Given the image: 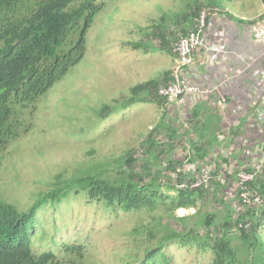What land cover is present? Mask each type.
I'll return each instance as SVG.
<instances>
[{
    "label": "rangeland",
    "instance_id": "rangeland-1",
    "mask_svg": "<svg viewBox=\"0 0 264 264\" xmlns=\"http://www.w3.org/2000/svg\"><path fill=\"white\" fill-rule=\"evenodd\" d=\"M100 2L105 7L87 30L81 61L36 102L25 107L13 106L19 137L0 157V200L26 211L42 194L57 189L67 191L58 201H48L36 215L30 234L31 248L37 254L58 253L64 245H76L81 246V259L72 254H59V259L70 258L77 264H213V253L201 247L204 243L201 223L206 214L217 215L219 230L228 209L233 213L232 222L236 220L238 212L231 207L236 199L232 197L230 182L218 181L221 184L218 189L212 180L209 190L197 201V208L183 209L184 216L180 215L181 209L174 211L173 216L168 212L164 205L168 206L170 200H161L153 212L145 209L113 212L101 202L89 200L85 192L68 189L67 184L79 176L107 179L118 176L129 152L136 160L132 167L141 172L148 158L146 142L150 136L156 142L151 154L160 159L161 152L164 153L156 163L157 168L169 160L180 163V168L184 151L192 150V143L200 140L204 144L210 136L216 134L218 138L225 132L216 110L218 106L225 107L220 101L217 104L211 101L215 105L209 110L202 107L197 119L191 118L194 108L161 107L155 101L129 103L134 86L150 80L162 86L166 73H172L176 66V40L168 27L171 21L178 27L184 26L177 19L189 11L194 0ZM220 5L236 18L246 20L257 18L263 4L260 0H220ZM155 24H162L163 29L153 28ZM80 25L68 32L64 50L75 43ZM174 31L179 34V30ZM136 44L138 49L134 48ZM105 105L114 111L102 120L99 113ZM219 121L222 131L218 132L215 127ZM204 125L205 134L197 136L195 129ZM171 131L173 149L168 150ZM239 136L240 133L234 137V143L239 144L244 134ZM232 152L228 151L226 158L232 157ZM209 160L220 165L213 154ZM231 168L234 169L233 165ZM122 169L130 170L126 166ZM221 173L215 171L213 177ZM166 183L160 186L162 195L174 196L177 191L174 183ZM248 218L245 221L255 232L247 242L240 238L238 229L233 228L227 237L238 262L264 264V200ZM190 228L194 236L189 234ZM171 231L181 235V239H188L189 245L162 240Z\"/></svg>",
    "mask_w": 264,
    "mask_h": 264
},
{
    "label": "trees",
    "instance_id": "trees-1",
    "mask_svg": "<svg viewBox=\"0 0 264 264\" xmlns=\"http://www.w3.org/2000/svg\"><path fill=\"white\" fill-rule=\"evenodd\" d=\"M260 1L264 5V0ZM104 4L100 0H0V157L9 144L19 137L18 121L15 118L13 106L25 107L36 102L55 83L59 82L71 67L81 61L85 52L87 30L96 15L104 9ZM209 8L222 9L220 0H203V2L194 0L189 6V11L177 19L179 23L183 21L184 26L178 27L179 24L171 21L172 24L168 27V32H171L170 34L177 42L178 38L175 37L177 34L174 30L177 29L182 34H187L191 29L189 18L198 16L203 9ZM233 19L243 23L237 18L233 17ZM254 21L247 24L252 25ZM78 23L81 25L75 43L64 50L68 32ZM161 27L162 24H155L153 28L159 30ZM157 33L161 39H164L160 32ZM138 46L136 44L134 48L138 49ZM257 70L258 67H255L251 72L256 73ZM166 75L162 85H168L170 82L171 73H166ZM224 77L223 74L222 79ZM231 83L228 84L229 88ZM245 84L240 83L238 87L243 90ZM159 86L156 80L134 86L131 90L132 98L129 99V103L144 104L155 101L161 107H165L157 97ZM206 103L201 102L194 107L191 114L192 119H197L200 116L204 109L202 107L206 109ZM113 111L112 107L105 105L100 110L99 117L104 120L108 115L113 114ZM220 126L219 121L215 131L219 132ZM198 130L203 133L199 135ZM206 130L207 126L204 125L200 129L197 127L194 132L197 136L203 137ZM168 138V150H172L173 131L170 132ZM146 143L148 158L143 162L141 172L135 171L132 167L136 160L129 152L123 161L124 165L122 164L120 167L121 171L118 176L112 179L97 175L79 176L67 184L70 185L68 189L78 193L85 192L89 200L101 202L105 208L113 212H130L140 209L153 212L160 205L161 200H170L172 206L169 207L170 202L168 206H164L169 209L168 212L172 216L178 209L197 208V201L206 194V191H184L175 188L177 191L174 196L165 197L162 195L160 186H166L167 183L164 182L168 173L175 172L180 163L169 160L162 167L157 168L158 164L156 165V163L164 153L161 152L160 159L151 154L156 145L152 136ZM224 144L226 148L228 144ZM218 146L221 144L218 142L216 134L207 138L204 144L200 143V140L192 143L190 148L195 152V157L191 159V162L195 159L204 160ZM123 166L130 170H123ZM219 168L220 165H217V173ZM182 181L183 177H180L179 182ZM220 185L219 182H215L216 188L220 189ZM252 186L264 196V185L258 186L254 183ZM66 195L67 191L62 193L60 189L42 194L26 211H20L15 206L0 200V264H77L75 261H70V258L60 260L59 254H72L81 259V246L64 245L60 248L62 251H58V253L48 251L41 254L35 253L31 248L30 231L37 213L48 201L56 202ZM246 211V213H240L232 222L233 213H229L228 209L225 217L221 218L222 226L219 230H217L219 225L216 226L217 215H205L201 223L204 227V243L201 247L210 249L213 253V264H243V262H238L234 250L231 248V239L227 237V234L233 228L238 229L240 238L246 242L249 240L251 234L255 232L254 228L251 230L250 227L249 230H246L243 225L246 219L249 220L248 217L253 208ZM179 220L181 219L179 218ZM162 221L163 219H160V222ZM239 225H242V228ZM259 226L260 224L256 228ZM189 234L194 236L192 228L189 229ZM162 240L179 242L180 246L189 245L188 239H181V235L174 231H171ZM161 246L157 249L159 250Z\"/></svg>",
    "mask_w": 264,
    "mask_h": 264
},
{
    "label": "built area",
    "instance_id": "built-area-1",
    "mask_svg": "<svg viewBox=\"0 0 264 264\" xmlns=\"http://www.w3.org/2000/svg\"><path fill=\"white\" fill-rule=\"evenodd\" d=\"M233 17L236 18L235 14L224 9H203L198 16L189 18L191 29L187 34L184 35L180 30L178 31V40L174 48L176 66L171 73L168 85H162L157 90V97L164 106L174 105L178 108L193 109L200 102L208 101L211 94L221 87H227L237 75L241 74L240 70H233L229 66L232 51L226 23L232 21ZM252 34L256 43L264 45V17L254 21ZM196 57L200 58L203 64L216 67L225 75L212 89L202 86L203 82L192 71ZM255 75V83L247 95L248 109L242 114V107H237V111L234 112L235 120L226 129L227 132L218 135L221 146L214 148L204 160L195 159L192 162L195 152L189 148L185 149L182 166L177 167L175 172H170L166 179L167 182H173L176 189L184 191H207L213 179L221 183L230 182L233 190L232 197L236 199L231 207L238 212L235 213L236 215L247 209L262 206L264 200L252 186L254 183L258 186L264 184V105L261 102V94L264 91V68L258 70ZM220 99L225 106L227 104L225 97L222 96ZM247 123H249L248 128L255 131V141L243 137L239 144L234 143V137L236 134L239 135L241 126L245 128ZM224 143L228 144L225 152L221 149L225 148ZM231 150L233 156L226 158V153ZM212 154L220 162L218 173L222 172L216 177H213V174L217 172V165L214 160H209ZM236 154L242 157L236 158ZM227 165L230 167L228 168ZM232 165L235 170L231 168ZM180 177H183L182 182H179ZM182 210L180 212L183 213L180 215L184 216L185 213ZM177 217L180 218L179 215ZM239 227L242 228V225ZM243 228L249 230L250 223L247 221Z\"/></svg>",
    "mask_w": 264,
    "mask_h": 264
},
{
    "label": "crops",
    "instance_id": "crops-1",
    "mask_svg": "<svg viewBox=\"0 0 264 264\" xmlns=\"http://www.w3.org/2000/svg\"><path fill=\"white\" fill-rule=\"evenodd\" d=\"M263 15L264 5H262V11L257 16V18H247L244 20V17H237L243 23H239L234 19L226 23L228 26L227 34L230 49L232 51V54L229 58V66L233 70H240L241 74L237 75L232 81L230 88L228 86L219 88L218 91L209 96V99L206 103L208 105L206 110H209L211 106L213 107V105H215V103H211V101L216 102L217 104L218 101L221 100L220 98L222 96H225L226 99L229 98V101H227L225 107L218 106L216 109L219 116L221 117V120L223 121L222 128L225 129V132H227L226 129L229 128L232 122L235 120L234 112L237 111V107H242V114H244L248 109L247 95L250 88L253 87L256 79L255 73L251 72L252 69L258 67V70H262L264 68V45L255 42L252 34V25L247 24L252 20L262 18ZM191 69L196 75L199 76L200 81L203 82L202 86H207L209 89H212L214 86L218 85L219 81L222 79V71L216 67H210L207 64H203L202 60L198 57L194 59V66H192ZM248 79L249 81L247 82ZM240 83H246L245 89L241 90L238 87ZM261 102L264 105V91L261 94ZM249 123H247L245 128L241 126L239 133L241 136L244 134V137L251 138V140L254 142L256 139L255 131H252L250 128H248ZM221 149L223 152L227 150L226 148ZM235 157L240 158L242 155L236 154ZM219 158H221L220 155Z\"/></svg>",
    "mask_w": 264,
    "mask_h": 264
}]
</instances>
